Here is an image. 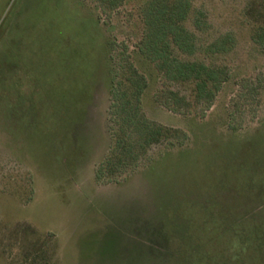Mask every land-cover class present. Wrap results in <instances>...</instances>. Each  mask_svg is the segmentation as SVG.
<instances>
[{
	"label": "rangeland",
	"instance_id": "rangeland-1",
	"mask_svg": "<svg viewBox=\"0 0 264 264\" xmlns=\"http://www.w3.org/2000/svg\"><path fill=\"white\" fill-rule=\"evenodd\" d=\"M142 1L0 0V264H264V240L241 234L264 233V50L248 0H191L196 49L176 54L228 80L186 116L154 99L172 86L144 65V114L187 135L94 178L121 122L109 71L134 56ZM227 33V51H208Z\"/></svg>",
	"mask_w": 264,
	"mask_h": 264
},
{
	"label": "trees",
	"instance_id": "trees-1",
	"mask_svg": "<svg viewBox=\"0 0 264 264\" xmlns=\"http://www.w3.org/2000/svg\"><path fill=\"white\" fill-rule=\"evenodd\" d=\"M106 1L109 5H116L117 0ZM191 11V0H143L140 3L138 15L142 34L136 44L134 56L128 60L126 58L122 72L109 71L107 112L111 113L113 107L115 114L121 116V122L117 131L110 129V150L94 171L95 180L103 183L101 178L104 169L114 160L123 164L128 158L134 159L136 154L141 155L152 145L159 144L162 139L178 135L185 138L187 135L183 130L165 126L144 114L141 99L152 76L150 72L143 70L144 65L152 68L153 74L169 82L172 87L178 85L183 89L181 92L179 88H167L160 98L154 94V99L160 105L186 116L194 108L204 110L210 107L222 85L228 80L227 67L182 59L176 54L178 51L190 55L196 49L195 35L185 25ZM245 16L250 21L251 40L264 50V0H248ZM231 46L232 36L227 33L210 43L207 49L211 52H225ZM139 58L144 60L141 66L138 65ZM130 126L138 133L136 140L127 130ZM193 137L196 139L197 136L194 134ZM162 152L155 158H149L150 162L167 153ZM132 169L135 171L136 168L133 166ZM235 225L236 223L233 226ZM241 234L247 235L251 242H264V233L258 230L251 229L249 233Z\"/></svg>",
	"mask_w": 264,
	"mask_h": 264
}]
</instances>
